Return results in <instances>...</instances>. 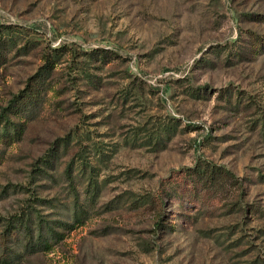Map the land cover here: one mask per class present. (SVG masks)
Wrapping results in <instances>:
<instances>
[{
  "label": "rangeland",
  "instance_id": "374dc122",
  "mask_svg": "<svg viewBox=\"0 0 264 264\" xmlns=\"http://www.w3.org/2000/svg\"><path fill=\"white\" fill-rule=\"evenodd\" d=\"M25 93L0 264H264V0H0Z\"/></svg>",
  "mask_w": 264,
  "mask_h": 264
},
{
  "label": "trees",
  "instance_id": "16d2710c",
  "mask_svg": "<svg viewBox=\"0 0 264 264\" xmlns=\"http://www.w3.org/2000/svg\"><path fill=\"white\" fill-rule=\"evenodd\" d=\"M29 94L28 93H25V94L21 95L19 97V99H18L19 101H16L14 104H12V107H11L10 111L7 114H3L2 116H0V120L3 117L4 118V122H6V121L9 120L8 119V114L18 112V110L20 108V100L24 99L25 97H28V101H29V104H30L32 97H31V94L30 95ZM14 133L17 134V135H19V134L22 133V130H20L19 128L18 129L15 128V132ZM44 160H46V162H48V159L47 158H45ZM23 229L30 233V230H29L28 226H23ZM32 244L33 245H35V244H38V245H42V244L47 245L48 244V241H46V239L37 238V240H34L33 239Z\"/></svg>",
  "mask_w": 264,
  "mask_h": 264
}]
</instances>
